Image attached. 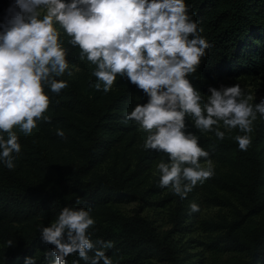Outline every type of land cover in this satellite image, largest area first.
Instances as JSON below:
<instances>
[{"label": "trees", "instance_id": "16d2710c", "mask_svg": "<svg viewBox=\"0 0 264 264\" xmlns=\"http://www.w3.org/2000/svg\"><path fill=\"white\" fill-rule=\"evenodd\" d=\"M186 2L192 19L203 29L200 34L210 44L197 71L188 77L200 93L210 94L209 88L226 78L264 77V0ZM0 7H9V0H0ZM70 39L61 31L69 65L81 68L83 74L77 79L66 73L53 75L68 85L58 95L45 83L50 97L45 115L51 122L39 121L27 136L14 129L22 146L15 168L9 170L0 162V264H24L28 257H34L37 264H55L51 254L55 245L44 242L41 230L50 227L66 207L83 208L95 221L88 230L94 244L89 260L73 254L66 257V264H91L98 249L113 264H209L203 257L196 258L201 254L188 252L174 240L175 235L194 229L208 233V242L198 244L216 255H227L219 264H264V116L257 114L247 151H241L234 139L244 134L238 128L220 129L225 132L220 140L216 126L204 133L186 117V131L198 137L218 167L213 178L201 185L206 198L213 206L230 208L233 216L230 222L204 220L195 228L190 220L186 225L184 220L194 215L179 197L168 214L172 228L162 232L147 217L134 211L127 215L117 207L140 201L162 208L173 198L166 195L152 201L160 193V177L150 180L147 160L156 150L134 155L138 126L125 119L127 112L147 103L148 97L126 76H118L108 94L97 91L95 66L80 59L79 46L71 45ZM57 129L64 131L63 138ZM168 159L166 155L159 160ZM107 242L111 248H104Z\"/></svg>", "mask_w": 264, "mask_h": 264}, {"label": "clouds", "instance_id": "9594fccd", "mask_svg": "<svg viewBox=\"0 0 264 264\" xmlns=\"http://www.w3.org/2000/svg\"><path fill=\"white\" fill-rule=\"evenodd\" d=\"M189 13L186 0H14L0 22V162L9 170L15 168L22 146L14 129L27 136L39 121L51 122L45 115L50 107L45 83L57 95L68 86L52 78L72 75L62 30L71 45L79 46L80 59L95 66L97 91L108 94L117 77L126 76L147 95V103L137 104L125 119L147 133L145 150L169 156L170 164L156 165L159 188L186 199L198 184L213 178L210 154L196 135L186 131V117L204 133L217 126L220 140L225 138L220 122L229 131L238 128L244 134L234 139L241 151H247L257 114L264 116V101L253 106L251 94L239 99L242 89L236 84L209 88L211 95L202 103L200 91L188 77L197 71L210 44ZM56 134L65 135L62 129ZM201 158L208 167L201 166ZM189 207L190 213L201 211L197 203ZM94 224L89 211L66 207L50 227L42 228L44 242L55 245L51 253L55 264H66V257L73 254L89 260L94 244L88 230ZM7 245L13 246V241ZM111 247V242L104 244ZM101 260L113 264L98 249L91 264ZM24 264L37 262L28 257Z\"/></svg>", "mask_w": 264, "mask_h": 264}, {"label": "rangeland", "instance_id": "374dc122", "mask_svg": "<svg viewBox=\"0 0 264 264\" xmlns=\"http://www.w3.org/2000/svg\"><path fill=\"white\" fill-rule=\"evenodd\" d=\"M14 2V0H9V7ZM4 7H0V22H3L5 16L7 15V10ZM62 31V30H61ZM70 70H72V75H67L70 79H77L78 76L83 74V71L81 68L77 66H70ZM67 74V73H66ZM236 84H239L242 89V96L239 99H246L247 95L251 94L253 99L249 101L250 104L253 106L255 104H259L262 101H264V77H251V78H226L219 82H217L213 88H216L217 90H221L225 87H231ZM211 95L210 94H203L202 96V103L207 102V97ZM188 122V121H186ZM217 127V126H216ZM219 129L228 130L224 127L223 123L220 122L218 125ZM139 132L138 141L135 143V146L133 147L134 155L137 154L139 151L146 152V150L143 147V144L147 138V133H145L141 129H137ZM133 152V151H132ZM168 154L164 153L163 151L156 150V152L151 153L152 158L147 160L149 162L150 170V180L153 178H156L157 176L160 177L159 170L157 169L156 165L160 162H164L167 164H170L171 161L168 159L167 161L159 160L160 157L166 156ZM133 159V158H132ZM135 156H134V163H135ZM187 166V165H185ZM201 166L208 167V162L201 163ZM211 167L216 170L218 169L215 162H211ZM183 183H188L187 181H183ZM166 195H171L173 198H171L172 201L168 202L165 207H157V206H150L148 204L142 203L140 201H135L127 204H120L118 205V209H120L123 213L127 215H132L133 211L139 213L141 216L147 217L148 219L152 220L155 224V226L162 232L168 231L172 228V225L169 221L168 214L170 211H172L176 205V200L179 198V196H175L172 194L170 189H161L160 193H158V197H156L152 201H158L160 198L165 197ZM207 194L202 189L201 185L198 184L192 192H190L186 199L180 198V203L182 206L189 207L191 203H197L200 206L201 211L197 213H192L194 217L192 219H186L184 220V224L190 220H192V224L195 225V228L199 227V223L206 220V221H215L220 222L222 218H224L227 222H230L232 220V211L230 208H222V207H216L213 206L210 203V200L206 198ZM208 233L203 232L201 229H194L192 233H188L185 235L177 234L174 236V240L177 241L178 245H183L188 252L191 253H199L201 254L196 256V258H205L204 261L209 264H219V262L225 260L227 258V255H216L210 248H206L197 242H208L207 238ZM214 236V234H213ZM189 240H193L196 242H189ZM191 247V248H190Z\"/></svg>", "mask_w": 264, "mask_h": 264}]
</instances>
